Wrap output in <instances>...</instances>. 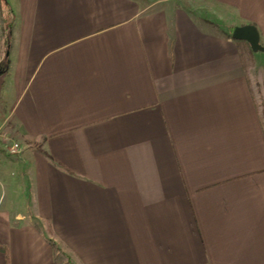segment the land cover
Wrapping results in <instances>:
<instances>
[{
    "label": "crops",
    "instance_id": "0c3cea01",
    "mask_svg": "<svg viewBox=\"0 0 264 264\" xmlns=\"http://www.w3.org/2000/svg\"><path fill=\"white\" fill-rule=\"evenodd\" d=\"M244 24L264 0H0V264H264Z\"/></svg>",
    "mask_w": 264,
    "mask_h": 264
},
{
    "label": "water",
    "instance_id": "95a60500",
    "mask_svg": "<svg viewBox=\"0 0 264 264\" xmlns=\"http://www.w3.org/2000/svg\"><path fill=\"white\" fill-rule=\"evenodd\" d=\"M232 37L247 41L253 51H264V46L259 43V34L252 24L235 26L232 30Z\"/></svg>",
    "mask_w": 264,
    "mask_h": 264
},
{
    "label": "rangeland",
    "instance_id": "374dc122",
    "mask_svg": "<svg viewBox=\"0 0 264 264\" xmlns=\"http://www.w3.org/2000/svg\"><path fill=\"white\" fill-rule=\"evenodd\" d=\"M8 16V15H7ZM9 18V16H8ZM10 20V18H9ZM254 54H256L257 57L264 56V51H253ZM3 66L0 64V67ZM2 72V67L0 68ZM14 144H17V148L12 151V147ZM0 152H2L4 155L7 154L8 156H17L20 153V145L14 138L10 135H0Z\"/></svg>",
    "mask_w": 264,
    "mask_h": 264
},
{
    "label": "trees",
    "instance_id": "16d2710c",
    "mask_svg": "<svg viewBox=\"0 0 264 264\" xmlns=\"http://www.w3.org/2000/svg\"><path fill=\"white\" fill-rule=\"evenodd\" d=\"M10 11V10H8ZM5 26H4V36H5V44H6V50L8 51L9 43H10V37H11V28H12V20H9L8 16L4 19ZM7 64V62H6ZM1 68V67H0ZM5 68H2V71H4Z\"/></svg>",
    "mask_w": 264,
    "mask_h": 264
},
{
    "label": "built area",
    "instance_id": "2783aa9c",
    "mask_svg": "<svg viewBox=\"0 0 264 264\" xmlns=\"http://www.w3.org/2000/svg\"><path fill=\"white\" fill-rule=\"evenodd\" d=\"M16 148H17V144H14L11 149H12V151H14Z\"/></svg>",
    "mask_w": 264,
    "mask_h": 264
}]
</instances>
